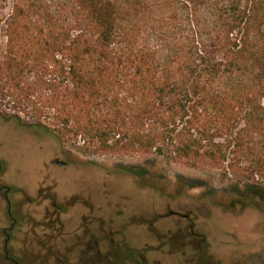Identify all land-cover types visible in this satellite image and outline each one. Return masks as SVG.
Wrapping results in <instances>:
<instances>
[{"label":"trees","instance_id":"trees-1","mask_svg":"<svg viewBox=\"0 0 264 264\" xmlns=\"http://www.w3.org/2000/svg\"><path fill=\"white\" fill-rule=\"evenodd\" d=\"M0 117L264 190V0H0Z\"/></svg>","mask_w":264,"mask_h":264},{"label":"rangeland","instance_id":"rangeland-1","mask_svg":"<svg viewBox=\"0 0 264 264\" xmlns=\"http://www.w3.org/2000/svg\"><path fill=\"white\" fill-rule=\"evenodd\" d=\"M0 188V264H15L5 254L8 234L18 264H84L90 252L79 258L77 244L101 239L97 218L112 250L105 264H181L185 255L169 254L164 236L181 228L184 216L194 220L215 262L264 264V190L221 170L155 155L90 152L0 117ZM154 221L156 232L148 227Z\"/></svg>","mask_w":264,"mask_h":264},{"label":"flooded vegetation","instance_id":"flooded-vegetation-1","mask_svg":"<svg viewBox=\"0 0 264 264\" xmlns=\"http://www.w3.org/2000/svg\"><path fill=\"white\" fill-rule=\"evenodd\" d=\"M54 162L61 167L67 165L65 162H62L59 160H55ZM6 189H7L6 198H7L8 204H9V215L12 217L11 208H10V201H9L10 189L9 188H6ZM0 190H1V188H0ZM54 206L56 207L55 208L56 212L64 213V208L62 206H57V205H54ZM97 220H98V222L96 223L97 226L101 227V228H98L101 232V234H100L102 236L101 239H95V237L91 238V236H90V241L79 242L77 244L78 250L76 253L80 255V256H78L79 258H81V254H87L90 252L88 257L85 256L86 261H84V264H92V262L90 261L91 258H94L93 264L98 263L97 259H100L101 263L103 262V264H105V262L107 263V261H105L106 257L108 259L110 257V253L112 252V250L109 251V249L107 248L109 246V244L106 241V236H105V232H104L105 231V229H104L105 223H103V219H101V218H97ZM178 221H179V224L181 225V228H177L174 232H173V230H169V232H168L169 235L164 236L165 238H167L169 240V243H167V245H165L168 249H170L169 254L172 255L173 253H181L182 256L184 254L185 256H183L184 259L182 260L181 264H222L221 261H220V263H217L214 260H212L211 259L212 256H211V254L208 253V250L203 249L202 245H203L204 241H201V240H204V237H201L196 233V231H195L196 224H195L194 220L189 218V216H184L182 218V220H178ZM154 222H155V226L152 225V227H151V225L150 226L148 225V227L151 230H153V232H156V230H157L156 225L158 223L156 221H154ZM15 223H17L16 219H14L13 224H15ZM183 223H185V224H183ZM183 225L186 226V229L183 228L184 227ZM11 229L13 230L14 226H12ZM95 234H98V233H95ZM164 237H162V238H164ZM170 238L172 241L170 240ZM10 242H11V234H8L7 239H6V244H5L6 258L8 260L13 261V263H15V264H18V262H16V260H14L11 257L10 251L8 250ZM93 243H94V246H93ZM109 243L113 244L111 242V239L109 240ZM101 248H103L104 250L105 249H108V250H105L107 252H105L104 254H100ZM189 248H192L194 250L192 252V254H189ZM116 250H119V249H116ZM44 252H46V251L40 252V257L44 256L45 258H47V256L45 254H43ZM47 253L53 254V253H49V252H47ZM55 254L56 253L53 254V259L56 258ZM82 257L84 258V256H82ZM157 262H158V264H166L167 263L164 259L158 260ZM81 263H83V262L81 261Z\"/></svg>","mask_w":264,"mask_h":264}]
</instances>
